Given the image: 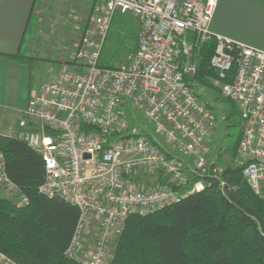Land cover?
I'll list each match as a JSON object with an SVG mask.
<instances>
[{"label":"built area","instance_id":"1","mask_svg":"<svg viewBox=\"0 0 264 264\" xmlns=\"http://www.w3.org/2000/svg\"><path fill=\"white\" fill-rule=\"evenodd\" d=\"M218 4L97 1L71 68L29 99L17 138L42 159L46 178L38 191L80 212L67 259L112 264L131 215L154 213L205 189L201 178L217 115L197 92L198 51L204 43L215 45L210 61L214 86L234 104L242 122L234 168L242 170L253 194L264 198V51L212 32ZM118 13L138 22L137 50L120 68H103L101 53ZM129 107L153 124L179 156L132 128ZM212 174L223 189V171ZM158 176L163 184L148 181ZM0 187L19 206L28 205L29 198L5 172L2 152ZM0 264L16 263L0 251Z\"/></svg>","mask_w":264,"mask_h":264},{"label":"trees","instance_id":"2","mask_svg":"<svg viewBox=\"0 0 264 264\" xmlns=\"http://www.w3.org/2000/svg\"><path fill=\"white\" fill-rule=\"evenodd\" d=\"M115 28L101 53L103 68H120L137 50L139 28L131 29L132 45L111 64L108 42ZM214 48L208 42L198 51L195 80L202 86L212 87L209 76H216L210 69ZM0 152L7 176L29 198L21 207L0 196V251L16 264H81L65 257L79 209L39 193L43 162L24 141L0 135ZM222 178L223 189L205 178L203 191L154 213L131 215L112 264H264V198L253 194L239 168L226 169Z\"/></svg>","mask_w":264,"mask_h":264},{"label":"crops","instance_id":"3","mask_svg":"<svg viewBox=\"0 0 264 264\" xmlns=\"http://www.w3.org/2000/svg\"><path fill=\"white\" fill-rule=\"evenodd\" d=\"M97 1L0 0V135L18 137L29 99L41 85L60 76L57 67L71 65L82 27ZM64 20L68 24L57 39L55 29ZM116 26L134 33L138 29L134 18L120 13L111 31ZM211 30L264 51V0H219ZM161 147L179 156L176 147ZM148 181L163 184L162 176Z\"/></svg>","mask_w":264,"mask_h":264},{"label":"rangeland","instance_id":"4","mask_svg":"<svg viewBox=\"0 0 264 264\" xmlns=\"http://www.w3.org/2000/svg\"><path fill=\"white\" fill-rule=\"evenodd\" d=\"M129 18L131 17L129 16ZM66 21H58L57 28L54 32L55 38L60 39V35L64 33V25L68 24ZM85 24L82 27V31L85 29ZM51 28H53V26H51ZM130 33L131 28H127L124 31L119 28H115V31H113V34H111V38L108 42V46L110 45V50H112V53L114 54L111 64H115L120 57L124 56L126 54L127 48L132 45L131 36H129ZM70 68L71 65L69 67L66 66L63 68L57 67L56 69L60 74ZM209 77L212 87H206L198 84L197 92L200 94L203 101L213 106L217 115V126L216 131L212 136L208 168L205 176L203 175L201 179L210 178L211 175H213L212 171L215 169H221L224 172L228 168H234L233 157L239 144L238 141H240L242 135V122L239 114L237 111H235L233 104L225 100L221 96L220 91L215 88V76L213 75ZM128 120L132 128L147 134L153 141L157 142L159 140L161 144L167 146V143L165 144V140L156 134L154 125L149 123L141 113H138L131 107L128 108ZM188 164L190 167H194V162L189 161ZM192 179L196 180L199 178L192 174ZM218 183L220 186L219 181ZM0 196L13 201V203L16 205H19L17 200H15L7 190L2 189L1 187Z\"/></svg>","mask_w":264,"mask_h":264}]
</instances>
